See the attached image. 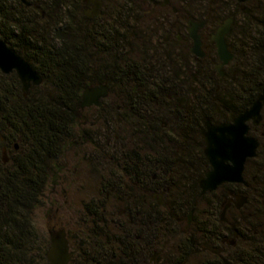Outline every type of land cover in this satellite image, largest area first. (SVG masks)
<instances>
[{
	"label": "trees",
	"instance_id": "1",
	"mask_svg": "<svg viewBox=\"0 0 264 264\" xmlns=\"http://www.w3.org/2000/svg\"><path fill=\"white\" fill-rule=\"evenodd\" d=\"M43 1L47 7L39 0H27L32 7L23 0H0V38L44 77L43 84L33 85L26 95L17 73L0 72V264H49L50 238L39 227L37 212L44 205L48 184L62 170V153L79 136L76 128L85 111L92 109L105 137L102 162L111 163V167H94L108 178L102 184L106 191L114 188L121 194L134 182L154 181L157 191H166L164 205L155 201V234L159 227L166 230L168 221L176 222L177 214L187 215L195 207L197 214L198 204L208 212L206 221L195 229L219 234L220 227L226 226L217 224L222 204L236 188L224 185L201 196L200 178L211 167L198 144L200 129L208 119H218L216 109L229 117L223 105L233 113L247 109L264 87V0L251 1L252 5L256 1L252 13L236 29L237 83L249 85L251 93L235 92L234 106L232 91L183 88L180 76H174L176 62L171 56L152 53L148 45L137 47L132 32L143 16L134 8L139 1L124 0L121 11L108 8L97 19L83 15L80 0ZM47 20L50 32L45 34L39 21ZM101 84L110 91L103 105L83 109L85 89ZM5 148L11 153L8 163ZM252 189V197L264 195L260 182ZM103 199L86 204L83 239L71 264H110L103 256L106 244L123 246L120 264H137L134 235L138 230L147 241L148 205L132 199L129 203L139 214L132 223L114 226L107 221L108 203ZM243 218L236 226L240 235L235 259L239 261L251 258L246 244L256 242ZM258 253L252 259H264Z\"/></svg>",
	"mask_w": 264,
	"mask_h": 264
},
{
	"label": "flooded vegetation",
	"instance_id": "2",
	"mask_svg": "<svg viewBox=\"0 0 264 264\" xmlns=\"http://www.w3.org/2000/svg\"><path fill=\"white\" fill-rule=\"evenodd\" d=\"M136 1L139 2L135 3L134 8L143 12L142 17H145L144 19L138 18L134 23L135 31L132 32V36L137 43V47L143 49L148 45L154 49L152 53L171 56L176 62L174 76H180V84L183 88L190 87L195 90L206 89L215 92H220L222 90L232 91V94L234 95L231 100L233 103L231 104L232 106H234V102H236L235 92L241 90L245 95L251 93L249 85L241 87V85L237 83L240 69L239 63L236 60L234 42L237 40V37L235 36L237 27L244 25V17L252 13L253 5L251 4V1L253 0H249L246 3H242L239 0ZM230 1L233 3V6L231 9L227 10L224 5L228 4ZM204 2H207V10H204L203 8ZM26 4L27 6L32 7L31 2H27ZM123 5L124 0H80L79 6L85 17L89 19H97L103 16V13L108 8L110 10L116 9L119 12L122 10ZM97 7L100 10V13L90 16L89 14L93 13ZM192 9L197 10L201 17L195 16L194 18L188 19L189 12ZM158 10L163 12V18H158L160 14L158 16L155 14ZM240 17L242 18L240 19ZM191 20L197 24L204 23L198 30L202 42L203 56H198L192 52L194 40L190 33ZM228 22H230V31L225 36V40L233 58L228 64H225L220 69L219 66L222 62L219 56V49L217 42L215 41V36L219 29ZM263 91L264 87L254 95V100L248 105L247 109L238 113H233L231 108L223 105V110L228 113L229 117L224 118V116H222L224 115L222 114L224 112L216 109L219 113L218 119H208L207 121H211L214 125L233 122V119L236 116L250 110ZM103 102L104 99L102 100V105ZM93 107L94 106L89 109H92ZM261 115L262 121L259 125H255L253 120L247 122V125L250 127L248 135L257 138L260 143L258 156L256 158L248 159L245 165L244 177L248 185L232 183L222 185H232L237 189L229 192L222 204V211L217 224H225L226 226L222 228L220 227L219 234L217 232L216 234L211 232L213 231L212 229H209L210 231L208 230L207 233L200 228L197 230L195 229V231L192 230L194 218H192L191 223H189L188 220L190 213L187 217L186 215L175 216V220L178 223H184L187 220V228L184 231L186 236L190 234L192 230L190 238L186 237L188 243H181L176 247L179 254L178 264H188L193 257L195 258L199 255L205 257L204 259H201L202 261L199 262V264H264V259H252V256H256L254 252H259L258 255L264 258V238L259 240L256 238V236H264V195L258 197H252L250 195V192L253 190L252 188L256 183L260 182V186L264 187V107L261 111ZM206 123L200 129L201 139L200 142L198 141L201 148L203 146V153L205 148L203 132L206 129ZM194 142L195 141L192 139L190 145L193 146ZM5 149L9 155V150L7 148ZM254 160L255 162H253ZM256 160H259L258 164L256 163ZM155 179L156 177L154 176L153 180ZM126 187V189H122L121 194H118L114 188H111L110 191H106L102 185L99 190V198L95 199L104 201L103 198L105 197L107 203L112 200L123 203V207L118 212V218L110 217L108 207L105 209L107 221L109 220L110 224L114 226H118L123 221H129L132 223L135 214H139L137 209L133 208L129 203L132 199L141 201L142 205H148L149 227L147 230V241L145 236H141L139 231L136 230L134 236L138 241V244L135 245L134 252L137 264H155L157 257L161 254V250L156 251L155 248V232L153 224L155 201L157 200L160 204L163 202L161 205H164L165 200L162 198L164 197L165 199L166 191H157L154 181H149L147 183L134 182L132 187H130V185ZM219 189L217 191H219ZM242 194L248 196V202L243 207L238 208L236 204L237 196ZM215 199L216 197L212 200ZM226 207L228 208L225 217L223 218V211ZM88 215L86 222L88 230L90 231L91 215ZM239 217H244L243 219L246 225V230L249 232L251 239L256 241L246 244V248L250 252L251 258L245 261L235 259V248L238 246V235H240L238 228H236L240 221ZM236 218H238V220ZM200 221L203 222L204 219ZM234 223L235 227L233 226ZM251 230L254 231L255 236H251ZM219 239L222 240L221 243H219ZM71 253L72 260L70 264L74 262L75 258L78 256L77 248L72 250L71 247ZM123 253V246L121 245L106 244L104 246V260L105 262H110V264H120L122 262Z\"/></svg>",
	"mask_w": 264,
	"mask_h": 264
},
{
	"label": "rangeland",
	"instance_id": "3",
	"mask_svg": "<svg viewBox=\"0 0 264 264\" xmlns=\"http://www.w3.org/2000/svg\"><path fill=\"white\" fill-rule=\"evenodd\" d=\"M28 1L32 2L34 0ZM39 1L44 7H47L45 1ZM207 2H204V10L208 9ZM255 2L256 1L253 2V5ZM224 6L229 10L232 8L233 3L230 1ZM39 13L41 14V11ZM162 13V11L158 10L155 14H157V16L160 14L158 18H163ZM195 16L201 17L197 10L192 9L189 12L188 19L194 18ZM140 17L141 19L145 18L142 16ZM241 18L242 17H240V19ZM49 24V20L39 21V28L47 34L50 32ZM94 112L93 109L85 111V118H83L82 123L76 128L79 132V136L74 143H71L66 151L62 153L59 160L62 170L58 176L53 178L48 184L44 205L37 212L38 225L46 236L50 238L51 232L65 229L68 233L72 250L75 249L83 239V222L85 220L86 204L95 198H99L100 187L108 179L107 177L103 178V173L98 170L95 171L94 167H111L110 162H102L101 147L104 146L105 137L102 134V127L97 122L98 119L95 117ZM10 154L8 156H10ZM162 199L166 200L164 197ZM122 207L123 203L114 200L110 201L108 203L110 217L118 218V212ZM197 209L198 213L193 215L194 221L192 230H195L198 223L202 222L200 220L207 219L205 218V214L208 212V208L204 204H198ZM164 211L166 210H163V212ZM176 216L179 215L177 214ZM187 216L188 214L186 217ZM166 219L168 221L169 216H167ZM168 222L166 230L164 227L156 229L155 245L158 250H161V254L157 257L155 264H178L179 254L176 247L181 243H188L186 237L190 238L192 233L191 230L190 234L187 236L185 235L184 231L187 228V220L184 223L172 221L169 224ZM195 258L193 257L188 264H199V262L202 261L201 259L205 257L199 255Z\"/></svg>",
	"mask_w": 264,
	"mask_h": 264
},
{
	"label": "water",
	"instance_id": "4",
	"mask_svg": "<svg viewBox=\"0 0 264 264\" xmlns=\"http://www.w3.org/2000/svg\"><path fill=\"white\" fill-rule=\"evenodd\" d=\"M27 3V0H23ZM246 3L249 0H239ZM98 7L90 16L99 14ZM204 23L197 24L190 21V33L194 40L192 52L198 56H203L202 42L199 27ZM230 31V22L224 24L215 36L219 49L221 64L219 68L228 64L233 55L228 49L225 36ZM0 71L9 75L17 73L22 82L23 90L28 95L33 85L43 84L44 77L41 73L23 56H21L7 41L0 38ZM109 95V87L106 84L89 86L83 93L81 107L83 109L92 106L100 107L102 100ZM264 107V91L255 101L250 110L236 116L233 122H225L220 125H214L207 121L206 129L203 132L205 138L204 153L209 160L211 169L204 177L200 179L201 196L217 191L223 184H245L248 185L245 177V165L248 159L258 156L259 140L249 136L250 127L247 122L253 120L255 125L262 121L261 111ZM18 148V146H17ZM4 162H9L7 150H3ZM2 186L0 184V190ZM248 202V196L242 194L237 196L238 208L243 207ZM163 204V202H161ZM226 207L223 211L225 217ZM196 207L192 209L188 216L191 223ZM49 264H70L72 260L71 245L68 233L65 229L50 233V248L47 253Z\"/></svg>",
	"mask_w": 264,
	"mask_h": 264
}]
</instances>
